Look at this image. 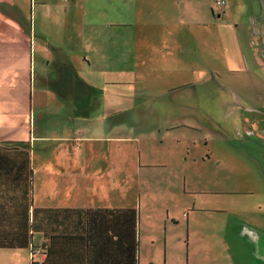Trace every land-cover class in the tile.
<instances>
[{
	"label": "crops",
	"instance_id": "obj_1",
	"mask_svg": "<svg viewBox=\"0 0 264 264\" xmlns=\"http://www.w3.org/2000/svg\"><path fill=\"white\" fill-rule=\"evenodd\" d=\"M229 1L239 10L229 8ZM240 3L248 9L242 11ZM219 28L230 38L227 45L243 72H253L250 77L264 84V64L251 52L264 32V0H225L223 7L212 0H0V145L19 148L10 152L17 165L27 150L33 170L29 198L21 189L23 175L0 169V264H30L32 249L43 243L42 233L27 229L32 208L136 209L138 248L139 183L124 190V167L137 157L133 171L138 175L141 158L151 152L163 158L159 166L180 162L183 168L185 187L171 205L177 207L173 226H184L188 264L222 263L210 233L225 221L216 212L227 210L186 193L188 170L217 156L199 146L218 138L227 146L231 140L211 122L225 103L211 87L205 94L209 100L202 102L203 82L217 77L213 72L202 78L201 62L216 56L211 46L220 41ZM60 29L70 35L60 38ZM138 77H157L164 88L146 94ZM166 77H175V83ZM222 80L234 89V81ZM185 90L192 100L182 98ZM239 90L242 98L230 97L231 109L264 107V97L250 96L243 86ZM169 91L180 93L176 102L163 98ZM138 107L148 111L133 124L140 135H123L128 110ZM102 141H110L111 148L100 149ZM196 185L191 178L190 187ZM212 202L218 205L216 198ZM222 242L230 248L226 237ZM259 255L264 257V250Z\"/></svg>",
	"mask_w": 264,
	"mask_h": 264
},
{
	"label": "rangeland",
	"instance_id": "obj_2",
	"mask_svg": "<svg viewBox=\"0 0 264 264\" xmlns=\"http://www.w3.org/2000/svg\"><path fill=\"white\" fill-rule=\"evenodd\" d=\"M246 5H240L242 11L244 8L248 9ZM228 6L234 10H239V5L234 7V2L229 1ZM209 30L213 34V31H217L214 28ZM69 31L60 29L57 35L60 38H65L70 35ZM219 34L220 41L216 46L213 41L211 46L217 54L212 60L204 57L201 62L202 74L200 75L204 78L214 72V77L217 78H212L209 83L219 85L206 86L208 82L204 81L202 89L205 91L212 87L210 93L217 95L221 91L227 95L225 101L222 100L226 107L219 106L216 108L211 122H215L212 125L217 132L219 131L218 133L231 140L227 146L219 138L216 141H208L206 146L205 144L199 146V149L203 151L206 149L213 150L217 156L210 160H213L212 168L209 167V161L205 167L196 166L193 170L192 168L188 170L186 173V193H195L198 199L207 200L210 207H224L227 210V212H219V210L216 212V215L225 221H222L223 225L216 226L215 229L213 226L210 233L217 241V244L212 242L211 248L220 257L219 262L222 261L221 264H264V257L259 255L264 250V107L260 108L254 104L245 109L239 104V109L234 106L231 109L230 106L234 101L228 98V96L235 97L238 102L242 98L239 92L240 86L250 91V96L264 97V84L263 80L260 81L261 78L250 77V75H255L253 72H243L245 69L241 61L231 51L232 46L227 45L230 38L222 34L221 28H219ZM213 36L216 37L217 35ZM258 42L260 44L251 45V52L253 54L254 51L256 52L252 56H257V61L264 64V32L261 33ZM79 47L83 46L79 45ZM203 54H205V50ZM75 57L79 58L80 55L77 53ZM228 67H235L237 70L232 71ZM261 68L264 70V65ZM216 73L221 78H218ZM145 74L143 73V75ZM222 78L229 79L230 83L234 81V89L227 86ZM164 80L173 84L176 78L166 77ZM239 81L241 84L238 83ZM122 86L127 87L124 84ZM138 86L145 88L146 94L151 91H155L154 94H159L158 91L160 92L164 88L157 77H138ZM199 89L201 88L199 87ZM179 94L169 91L168 94L164 93V95L160 93L159 98H162L163 95L164 99L169 97L176 102ZM180 95L188 100L193 98L186 90ZM137 100L145 99L137 97ZM205 100L209 99L204 95L202 102ZM255 101L258 100L255 99ZM203 104L207 103H201V106ZM147 112L139 107L128 110V118L123 122L122 134L126 136L140 135L137 125L133 124L142 121ZM149 120L151 121L148 122L151 123L154 119L150 117ZM203 120L204 122L208 121L205 116ZM181 131L184 130L181 129ZM203 134L208 135V132L203 130ZM124 144L130 145L128 142H124ZM103 148H111L110 141H102L100 149ZM148 155L149 157L141 158L144 166L139 169L138 175L133 171V162L136 161V157L132 159L128 167H124L126 173L123 177L124 190L129 185L133 187L137 180L139 183V197L136 207L138 210L139 264H188L186 234H183L184 226L181 228L173 226L172 221L177 218L174 210L177 207L171 205L172 200L179 199V191L185 187L183 168L180 162L176 166L171 164L165 167L159 166L157 163L163 161V158L156 157L152 152ZM128 156L129 153L125 152L122 157L124 163L128 161ZM191 178L197 184L195 187H190ZM168 184L171 185L170 188L167 187ZM194 189L195 191H193ZM212 198L217 199L218 205L212 202ZM209 212L205 214H211L212 211ZM238 217L241 219L245 217L250 220H237ZM225 237L230 248L223 247L222 239ZM236 248L244 249L242 252L236 251Z\"/></svg>",
	"mask_w": 264,
	"mask_h": 264
},
{
	"label": "trees",
	"instance_id": "obj_3",
	"mask_svg": "<svg viewBox=\"0 0 264 264\" xmlns=\"http://www.w3.org/2000/svg\"><path fill=\"white\" fill-rule=\"evenodd\" d=\"M18 150L0 145V169L23 175L21 189L31 198L29 152H22L24 160L17 165L10 152ZM28 219V231L43 235L30 264H139L136 209L32 208Z\"/></svg>",
	"mask_w": 264,
	"mask_h": 264
},
{
	"label": "flooded vegetation",
	"instance_id": "obj_4",
	"mask_svg": "<svg viewBox=\"0 0 264 264\" xmlns=\"http://www.w3.org/2000/svg\"><path fill=\"white\" fill-rule=\"evenodd\" d=\"M208 84H209V82H208ZM206 85V86H212V85H215V86H218L219 84H217V83H215V84H213V83H210L209 85ZM217 88V87H216ZM211 89H212V87H211ZM203 90V89H202ZM209 90H210V88H208L207 90H203V93H204V95L206 94V93H209ZM218 93V92H217ZM213 94V93H212ZM217 96H219V100H224L225 101V98L227 97V95H225L223 92H221L220 91V93L219 94H217ZM228 98L230 99V97L228 96ZM230 100H232V99H230ZM222 103H224L223 101H222ZM222 126V125H221Z\"/></svg>",
	"mask_w": 264,
	"mask_h": 264
},
{
	"label": "built area",
	"instance_id": "obj_5",
	"mask_svg": "<svg viewBox=\"0 0 264 264\" xmlns=\"http://www.w3.org/2000/svg\"><path fill=\"white\" fill-rule=\"evenodd\" d=\"M212 2L217 7H223L225 5V0H212Z\"/></svg>",
	"mask_w": 264,
	"mask_h": 264
}]
</instances>
